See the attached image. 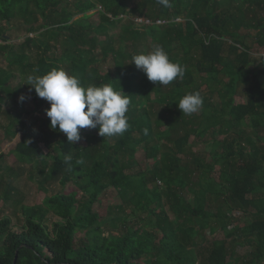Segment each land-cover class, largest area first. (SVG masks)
Returning <instances> with one entry per match:
<instances>
[{
    "label": "trees",
    "instance_id": "obj_1",
    "mask_svg": "<svg viewBox=\"0 0 264 264\" xmlns=\"http://www.w3.org/2000/svg\"><path fill=\"white\" fill-rule=\"evenodd\" d=\"M171 3L0 0L1 127L7 139L22 134L12 150L20 164L49 160L36 174L42 188L54 179L72 187L23 205L20 226L0 217V264H228L246 247L248 264L264 262V0ZM141 17L152 24L136 23ZM156 44L185 68L182 79L162 86L132 63ZM54 68L85 87L112 84L128 95V130L111 137L98 127L80 130L81 147L51 128L50 118L29 127L24 116L50 104L26 78ZM243 88L246 101L237 103ZM196 91L203 107L182 114L180 99ZM199 140L210 149L198 152ZM141 150L152 164L145 169ZM110 191L118 205L107 204ZM238 211L250 220L231 228ZM219 229L224 240L206 241L208 230Z\"/></svg>",
    "mask_w": 264,
    "mask_h": 264
},
{
    "label": "clouds",
    "instance_id": "obj_2",
    "mask_svg": "<svg viewBox=\"0 0 264 264\" xmlns=\"http://www.w3.org/2000/svg\"><path fill=\"white\" fill-rule=\"evenodd\" d=\"M157 2L165 8L172 7L171 0ZM161 22L157 20L155 24L162 25L165 21ZM136 23L152 24L145 17L137 18ZM132 63L143 71L149 81L159 82L162 86L182 79L185 74V68L171 61L159 44L154 45L147 54L134 55ZM36 71L38 69H33L34 73ZM26 79L30 90L34 89L39 98L50 104L46 115L50 118L51 128L56 129L58 126L72 144L81 140L80 130L85 128L98 127L99 135L111 137L123 135L130 127L126 115L131 103L130 97L122 90H115L112 84L85 87L78 76L70 75L63 68H54L43 76L29 74ZM20 100L23 102L25 97L21 96ZM203 103L201 94L196 91L185 94L177 106L182 114L192 115L201 110ZM71 160L70 155L64 156L66 163ZM77 163L83 161L78 160Z\"/></svg>",
    "mask_w": 264,
    "mask_h": 264
},
{
    "label": "rangeland",
    "instance_id": "obj_3",
    "mask_svg": "<svg viewBox=\"0 0 264 264\" xmlns=\"http://www.w3.org/2000/svg\"><path fill=\"white\" fill-rule=\"evenodd\" d=\"M97 21L98 19H94ZM159 24V23H158ZM19 35V32L15 34V36ZM31 36H34L31 34ZM16 43H21L22 40L18 39L15 41ZM263 54V53H262ZM15 81L12 82V85H15ZM245 88L242 89L241 94L238 95L236 98L237 103H244L246 101V96L244 94ZM215 102H218V99H216ZM46 112H38L33 115H25L24 121L26 124L30 127L32 125V121L38 120V119H47ZM7 122V118L0 115V197L2 198L0 200V217L8 216L12 219L13 225H21L23 224V218L21 216V207L23 205H35V204H42L43 201L48 197L52 196L61 192H69L71 191L72 187L67 186L66 188H63L62 185L56 180H50L45 183L44 187L39 183V179L37 178V173L40 169H43L46 165V162H49V160L41 159L40 161H35L33 164L23 165L20 164L16 160V156L12 154V150L16 147V145L21 141L22 134L19 133L15 139H7L5 137L4 130L2 129L1 125L5 124ZM38 125V124H37ZM84 134H87L89 131V128L82 129ZM219 141H222L223 144L219 149L223 151L224 149V136L218 137ZM79 146H85V140L81 139L79 142H77ZM197 146L195 149L200 151H205V149L209 150V145H205L202 140H199L196 144ZM41 146L44 148V145L41 144ZM45 149V148H44ZM206 150V151H207ZM45 152L48 153V150L45 149ZM139 165L142 169L148 168L152 164H148L145 160V155L143 151L141 150L137 154ZM23 167V170L20 168ZM219 169L220 166H217L216 169L213 170V177L216 180H219ZM159 185L161 187H164L163 183L159 182ZM13 187L15 191L12 194L11 200L7 201L4 199L5 193ZM106 200L107 204L110 205H118L120 203V199L117 196V193L114 191H110L106 194ZM165 200V199H164ZM165 203L167 201L165 200ZM165 208L167 211H169L171 217L174 218L173 214L171 213L169 206L165 204ZM138 216H144L142 213H138ZM50 220L54 221L57 218L54 213L49 214ZM249 212L246 214L242 211H238L235 213V218L233 225L242 227L245 223H247L248 220H250ZM50 227L52 225L50 224ZM208 233V234H207ZM206 233V241L210 240L212 242L214 239L217 240H224L225 234L223 230L219 229L215 235H209V230ZM82 234H77V237L80 238ZM84 237H86L85 234H83ZM87 238V237H86ZM252 251L251 247L242 248L239 252H237V256L231 255L228 258V264H248V257L245 256L247 253H250ZM238 259V260H237ZM260 264V263H259ZM261 264H264L262 262Z\"/></svg>",
    "mask_w": 264,
    "mask_h": 264
},
{
    "label": "built area",
    "instance_id": "obj_4",
    "mask_svg": "<svg viewBox=\"0 0 264 264\" xmlns=\"http://www.w3.org/2000/svg\"><path fill=\"white\" fill-rule=\"evenodd\" d=\"M160 23H162V22L160 21ZM262 57H264V53L262 54Z\"/></svg>",
    "mask_w": 264,
    "mask_h": 264
}]
</instances>
